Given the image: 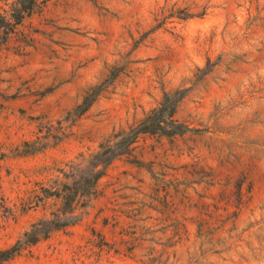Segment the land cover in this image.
<instances>
[{"label": "rangeland", "instance_id": "1", "mask_svg": "<svg viewBox=\"0 0 264 264\" xmlns=\"http://www.w3.org/2000/svg\"><path fill=\"white\" fill-rule=\"evenodd\" d=\"M176 90L188 132L139 137L77 223L4 264H264V0H46L24 19L0 44V249Z\"/></svg>", "mask_w": 264, "mask_h": 264}, {"label": "trees", "instance_id": "2", "mask_svg": "<svg viewBox=\"0 0 264 264\" xmlns=\"http://www.w3.org/2000/svg\"><path fill=\"white\" fill-rule=\"evenodd\" d=\"M46 0H14L9 9L0 14V44H3L15 28L24 19L30 17ZM184 90L165 93L158 107L151 110L136 124L116 134L111 141L102 143L99 150L92 154L83 167H77L70 175L64 174L70 182L56 189L44 188L48 198L59 200V206L50 218L40 219L23 234L22 239L13 245L0 249V264H4L28 246L47 239L53 232L74 225L79 220L76 209H84L88 199L93 195L98 181L103 177L107 167L119 157L128 154L132 145L143 135H161L172 137L188 132V127L176 118L177 108L184 98ZM86 107L80 111L86 110ZM22 155H30L38 150L34 144L25 143Z\"/></svg>", "mask_w": 264, "mask_h": 264}]
</instances>
